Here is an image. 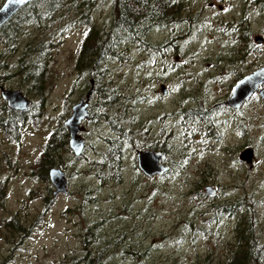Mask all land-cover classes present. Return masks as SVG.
<instances>
[{
    "label": "rangeland",
    "instance_id": "374dc122",
    "mask_svg": "<svg viewBox=\"0 0 264 264\" xmlns=\"http://www.w3.org/2000/svg\"><path fill=\"white\" fill-rule=\"evenodd\" d=\"M186 4L194 8L197 19L184 25L186 31L180 25L149 33L151 42L171 43V48L167 49L169 43L164 47L166 54L152 55L135 44L126 48L121 60L106 66L104 85L115 91L118 100L105 110L95 105L97 92L92 95L95 115L82 120L85 145L79 155L70 148L67 134L59 151L60 164L55 165L66 174L65 194H52L49 178L40 175V161L49 134L92 85L91 78L78 77L75 70L87 29L71 28L55 40L51 83L41 104L26 93V87H19L18 76L3 84L20 89L33 106L16 140L0 130V264H191L196 257L204 260L207 252L213 257L211 264H216L225 259L227 242L233 240L234 221L224 216L207 226L211 205L219 209L240 200L243 211H249L257 247L264 252V103L254 93L241 111L220 106L236 77L264 64V39L262 44L252 39L256 34L264 38V0ZM108 17L110 10L101 6L92 21L102 28ZM240 27L247 34L243 48L236 38ZM0 73L5 74V67ZM2 103L0 95V110ZM189 105L208 112L186 113L179 120L184 129L173 126L172 116L161 119L165 112ZM115 114L128 140L121 179L101 183L90 162L97 159V152L101 156L106 138L114 135ZM173 128L177 134L173 130L170 143L179 144V152L189 158L173 173L146 176L137 166L136 151L145 149L150 140L154 146L164 145L158 138H165ZM246 147L253 152L249 163L238 157ZM169 157L181 158L178 152ZM176 161L170 164L179 165ZM204 186L213 187L215 194L208 196ZM12 214L25 232L16 228L11 233L2 227ZM6 241L16 248L9 250Z\"/></svg>",
    "mask_w": 264,
    "mask_h": 264
},
{
    "label": "trees",
    "instance_id": "16d2710c",
    "mask_svg": "<svg viewBox=\"0 0 264 264\" xmlns=\"http://www.w3.org/2000/svg\"><path fill=\"white\" fill-rule=\"evenodd\" d=\"M186 1L189 0H33L15 12L0 27V58L5 60H0V68L5 67V74L0 73V85L5 84L8 78L18 76L19 87H26V93L33 94L41 104L51 83L50 61L55 40H59L71 28L84 27L87 29V35L78 49L75 70L78 77L86 75L92 79L94 93L97 92L98 96L95 105L109 110V106L114 107L118 98L112 88L104 85L103 80L107 76L106 66L112 60H121L126 48L135 44L147 49L152 55H162L163 51L164 54L166 44L151 42L148 37L149 30L155 25H161L160 29L163 26L174 28L181 25L185 29L184 25L190 26L197 21L196 16L192 15L194 8L190 10ZM101 6H107L110 10V18L105 20L104 28L97 27L92 21V17ZM255 7H258V4ZM244 13L246 17V12ZM187 29L186 27L184 31ZM239 33L244 35L245 27L240 28ZM169 48L171 43L167 49ZM32 106L26 111H17L2 103L0 130L5 129L9 137L16 140L20 135L21 124L29 119L27 114L32 112ZM105 114L108 117V114ZM99 115L103 116L104 113L101 112ZM32 116L34 118V114H31ZM115 117L118 124L112 125L114 135L106 138L105 146L100 151L101 156L97 152V159L94 158L90 162L93 175L101 183L118 182L121 179L123 147L127 139L121 133L120 116L115 114ZM67 134L64 124L60 122L49 134L40 161L43 170L41 177L47 178L49 168L60 164L59 151L65 143ZM144 147L151 148L148 144ZM164 147L160 143L156 146L159 149ZM168 153L171 155V149ZM175 166L183 168L181 164L171 165L167 174L173 173ZM214 207L216 205H211L213 215L207 220V226L212 223L218 224L224 216L234 221L230 230L233 240L227 242L225 259L223 261L219 259L216 264H262L264 252L262 248L257 247L255 230L250 225V214L249 211H243L245 206L242 201L224 204L219 209ZM22 225L16 215L12 214L9 219H5V225L2 227L11 233L17 231L16 228H21L25 232ZM203 257L206 258L199 260L196 257L191 264H211L210 258L213 257L210 253L207 252Z\"/></svg>",
    "mask_w": 264,
    "mask_h": 264
},
{
    "label": "water",
    "instance_id": "95a60500",
    "mask_svg": "<svg viewBox=\"0 0 264 264\" xmlns=\"http://www.w3.org/2000/svg\"><path fill=\"white\" fill-rule=\"evenodd\" d=\"M33 0H4L0 5V27L10 19L15 12L27 3ZM253 41L262 44L263 39L256 34ZM92 82V81H91ZM163 85L161 91L163 92ZM93 86L91 85L86 92L85 98H81L71 107V114L64 120L63 124L68 129V144L75 155H79L85 145L84 138L79 134L83 130L81 122L88 116V100L91 96ZM256 93L264 103V64L253 69L250 73L242 75L236 79L229 90V97L223 101L228 107H240L243 102ZM0 95L5 100L6 105L13 110L26 111L30 108L32 101L23 94L20 89L0 88ZM253 157L252 149L246 147L239 154V158L244 162H251ZM165 154L159 150L139 149L136 151V161L138 168L146 175H161L167 169L162 163ZM48 178L52 183L54 190L53 195L58 193H67V177L65 172L57 166H53L48 170ZM206 194H211L213 188L204 186Z\"/></svg>",
    "mask_w": 264,
    "mask_h": 264
},
{
    "label": "flooded vegetation",
    "instance_id": "af4514ba",
    "mask_svg": "<svg viewBox=\"0 0 264 264\" xmlns=\"http://www.w3.org/2000/svg\"><path fill=\"white\" fill-rule=\"evenodd\" d=\"M209 4H211V2H209ZM218 8H221V5H219V7ZM160 27H161V25L160 26H158V25H155L154 27H152L150 30H149V33L150 32H152V31H154V30H160ZM240 28H242V27H240ZM162 29H169V26L168 27H162L161 28V30ZM241 34V35H240ZM247 34H246V31H245V33H244V35L242 34V33H239L238 34V36L236 37L237 39H238V37L240 36V40H241V48H243L245 45H247V36H246ZM165 43V42H164ZM169 42L168 41H166V43L165 44H168ZM239 77H236L234 80H233V82H235V80L236 79H238ZM241 78V77H240ZM232 84H234V83H232ZM231 84V85H232ZM161 85H163V84H161ZM230 85V86H231ZM92 86H93V90H92V92H91V96H90V98H89V100H88V106H87V110H88V116L85 118V119H89L90 117H93V111H92V108H91V106H92V104H90V102H91V99H92V95L94 94V85L92 84ZM1 87H4L3 85H0V88ZM163 87H165L164 85H163ZM5 88V87H4ZM163 92H164V89H163ZM226 99V98H225ZM224 99V100H225ZM223 100V101H224ZM248 99H246L244 102H243V104H241L240 105V107L238 106V107H236V108H234V107H228L226 104H224L223 103V101L220 103L221 105V108H223V109H227V110H230V111H234V112H237V111H241L242 110V108H243V105H244V103L247 101ZM187 101H191V102H194V100L192 99V98H190V97H188L187 98ZM5 104V103H4ZM195 110H197L196 108H193L191 105H189V106H183V107H177L175 110H173L170 114H167V112H165L162 116H161V119L162 120H164L165 118H167V119H169V116H172L173 118H174V120H175V122H174V127H178V128H180V129H184V127L182 126V124L181 123H179V120L181 119V118H183V116H185V114L186 113H189V112H194ZM197 111H199V110H197ZM206 112H208V110L207 111H203V110H200L198 113L200 114V115H203V113H206ZM176 118V119H175ZM82 123V122H81ZM219 124H220V122H218ZM238 126V123L236 122L235 123V128ZM83 129H84V127H83ZM173 130H174V132H175V134H177V132H176V130L173 128L172 129V131H170L169 133H167V136L165 137V138H158V139H160L161 140V143L162 144H164V145H162L163 147H164V149H159V148H156V146H154L153 144H152V142H151V140H150V143H148V146H151V148H145V149H150V150H159V151H161L162 153H164L165 154V158L162 160V163L163 164H165L166 166H167V169H166V171L164 172V173H162V174H166L169 170H170V166H171V164H170V162L171 161H176V159H173L172 157H169V156H172L173 155V153H179L180 154V156H181V158L180 159H178V161H176L178 164H182V160L183 161H185L186 159H188L189 157H188V154L186 153V152H179V144H171L170 142L172 141V139H174V136L172 135L174 132H173ZM164 131V130H163ZM162 131V132H163ZM80 134V133H79ZM171 134L172 136H169V135ZM177 135H175V137H176ZM150 139V138H149ZM153 140H155V139H153ZM149 144H151V145H149ZM159 144V143H158ZM158 146V145H157ZM169 149H171V155H169L168 156V150ZM139 150V149H138ZM243 150V149H242ZM242 150H240V151H242ZM240 151H239V154H240ZM189 154H191V152L189 153ZM239 157V156H238ZM169 162V163H168ZM184 163H186V161L184 162ZM161 174V175H162ZM213 188V187H212ZM203 192H205L204 191V188H203ZM215 189L213 188V192L211 193V194H207L208 196H211V195H214L215 194ZM52 194H53V192H52ZM63 194H65V193H63ZM58 194H56V195H54V196H57ZM209 215V214H208ZM210 218H212V215L211 216H209V219ZM207 224H208V221L206 222ZM9 245H8V249L9 250H11V249H15L16 248V246L13 244V242H9L8 243ZM11 254V253H10Z\"/></svg>",
    "mask_w": 264,
    "mask_h": 264
},
{
    "label": "bare ground",
    "instance_id": "6f19581e",
    "mask_svg": "<svg viewBox=\"0 0 264 264\" xmlns=\"http://www.w3.org/2000/svg\"><path fill=\"white\" fill-rule=\"evenodd\" d=\"M53 165V164H52Z\"/></svg>",
    "mask_w": 264,
    "mask_h": 264
}]
</instances>
